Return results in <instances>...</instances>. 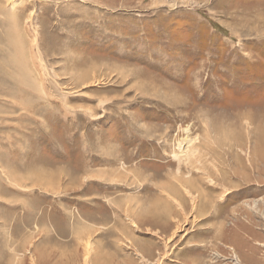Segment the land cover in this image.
<instances>
[{
    "label": "rangeland",
    "instance_id": "obj_1",
    "mask_svg": "<svg viewBox=\"0 0 264 264\" xmlns=\"http://www.w3.org/2000/svg\"><path fill=\"white\" fill-rule=\"evenodd\" d=\"M143 263L264 264V0H0V264Z\"/></svg>",
    "mask_w": 264,
    "mask_h": 264
},
{
    "label": "bare ground",
    "instance_id": "obj_2",
    "mask_svg": "<svg viewBox=\"0 0 264 264\" xmlns=\"http://www.w3.org/2000/svg\"><path fill=\"white\" fill-rule=\"evenodd\" d=\"M191 150V149H190ZM197 147H194L193 149H192V151H195V152H197ZM188 152H190V151H188ZM186 154H188L187 152H186ZM193 155H195V153L193 154ZM201 156V155H200ZM186 157V156H185ZM199 157V156H198ZM187 194L189 193V192H186ZM189 196H190V199L192 200V208H194V203H195V201H194V199H193V197H191V195H190V193L188 194ZM163 204V203H162ZM181 204V203H180ZM161 205V204H160ZM180 206H182V205H180ZM195 206H196V204H195ZM161 207V206H160ZM200 208V207H199ZM156 209V208H155ZM155 209H153L154 210V212L157 210H155ZM195 209V208H194ZM200 211V210H199ZM157 212H159L158 214H159V219L163 222V223H165L164 224V226H163V229L164 228H166V227H168L169 228V226H168V224H166V222H164V221H166L167 219H169V214L170 213H168V211H167V209H165V207L164 206H162L161 207V210H159V211H157ZM164 220V221H163ZM159 222V221H158ZM158 222H156V223H158ZM180 228V224L177 222L176 223V225L173 227V231H171L172 233H171V235H170V237L172 238L173 236H174V234H175V232L178 230H180L179 229ZM168 230V229H167ZM170 230V229H169ZM165 232V231H164ZM168 232V231H167ZM169 237V238H170ZM143 252V251H142ZM142 258H143V256H142ZM146 261V260H145ZM144 264V263H143Z\"/></svg>",
    "mask_w": 264,
    "mask_h": 264
}]
</instances>
